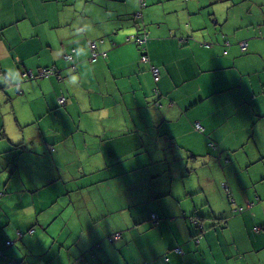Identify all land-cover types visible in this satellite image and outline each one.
Here are the masks:
<instances>
[{
    "label": "crops",
    "instance_id": "1",
    "mask_svg": "<svg viewBox=\"0 0 264 264\" xmlns=\"http://www.w3.org/2000/svg\"><path fill=\"white\" fill-rule=\"evenodd\" d=\"M145 2L0 0V264H264V0Z\"/></svg>",
    "mask_w": 264,
    "mask_h": 264
},
{
    "label": "built area",
    "instance_id": "2",
    "mask_svg": "<svg viewBox=\"0 0 264 264\" xmlns=\"http://www.w3.org/2000/svg\"><path fill=\"white\" fill-rule=\"evenodd\" d=\"M140 1H141V5L145 6V4H146L145 0H140ZM147 39H148V37L145 34L131 35L129 37V40H134L138 45L142 46L143 48H144V44L146 43ZM91 45H92V48H93L92 60H95V59H97V56L99 55V52L96 50L95 43H91ZM242 50H244V51L247 50V44L246 43L242 44ZM102 55L106 56V53H102ZM68 58H71V56H68ZM142 61L143 62H149L150 59H149V57L146 54H143ZM151 70H152V73L154 75L155 80L159 81L160 76H161L159 67L153 64V65H151ZM56 72H57L56 67H46V68H43L42 70H40V76H49L51 74H55ZM26 75L27 74H25V76ZM60 102L62 104H64L65 103V98H61ZM196 129L201 131L202 127L198 124L196 126ZM238 211H241V209H238ZM153 217L156 218V215H153ZM258 228L259 227H257L256 229H258ZM33 231L34 230H32L31 233H33ZM19 236L20 237L22 236L21 232L19 233ZM119 237H120V235L116 234L113 239H117ZM12 243H13V241H11V240L7 242L8 245H11Z\"/></svg>",
    "mask_w": 264,
    "mask_h": 264
},
{
    "label": "bare ground",
    "instance_id": "3",
    "mask_svg": "<svg viewBox=\"0 0 264 264\" xmlns=\"http://www.w3.org/2000/svg\"><path fill=\"white\" fill-rule=\"evenodd\" d=\"M143 56V55H142ZM68 59H71V58H68ZM141 61H142V58H141ZM143 62V61H142ZM56 69H57V67H56ZM51 75H53V74H51ZM51 75H49V76H51ZM39 76H40V74H39ZM49 76H46V77H49ZM40 77H44V76H40ZM200 131V130H199ZM202 131V130H201Z\"/></svg>",
    "mask_w": 264,
    "mask_h": 264
},
{
    "label": "trees",
    "instance_id": "4",
    "mask_svg": "<svg viewBox=\"0 0 264 264\" xmlns=\"http://www.w3.org/2000/svg\"><path fill=\"white\" fill-rule=\"evenodd\" d=\"M99 55H100V54H99ZM99 55H98V56H99ZM98 56H97V58H98ZM102 56H103V55H102ZM103 57H106V56H103ZM95 60H96V59H95ZM199 235H200V234H199ZM199 235H196L195 237H198Z\"/></svg>",
    "mask_w": 264,
    "mask_h": 264
},
{
    "label": "rangeland",
    "instance_id": "5",
    "mask_svg": "<svg viewBox=\"0 0 264 264\" xmlns=\"http://www.w3.org/2000/svg\"><path fill=\"white\" fill-rule=\"evenodd\" d=\"M256 229V228H255Z\"/></svg>",
    "mask_w": 264,
    "mask_h": 264
}]
</instances>
